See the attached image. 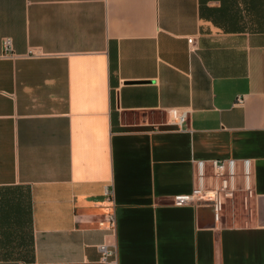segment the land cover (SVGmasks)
<instances>
[{
  "label": "crops",
  "instance_id": "crops-1",
  "mask_svg": "<svg viewBox=\"0 0 264 264\" xmlns=\"http://www.w3.org/2000/svg\"><path fill=\"white\" fill-rule=\"evenodd\" d=\"M231 159L248 209L175 206ZM0 264H264V0H0Z\"/></svg>",
  "mask_w": 264,
  "mask_h": 264
},
{
  "label": "built area",
  "instance_id": "built-area-1",
  "mask_svg": "<svg viewBox=\"0 0 264 264\" xmlns=\"http://www.w3.org/2000/svg\"><path fill=\"white\" fill-rule=\"evenodd\" d=\"M3 57L14 60L17 55L14 52L13 41L10 38L4 40ZM29 58L35 57L29 54ZM243 99H238V104H242ZM169 124L181 128L188 121L187 113H180L173 110L168 114ZM195 165V187L193 193L187 196H178L175 199V206L186 205L210 206L215 214L216 222L222 218V214L228 202L236 199L239 192H245L244 205L248 209L249 202L254 198L253 189V161L250 159L238 162L231 160H213L211 162L197 161ZM240 180H242V185ZM106 198L109 202L113 200V192L106 191ZM99 226L110 231L117 230L116 214L111 212L104 216L99 222ZM102 251L103 263H116V251L107 243L99 246Z\"/></svg>",
  "mask_w": 264,
  "mask_h": 264
}]
</instances>
